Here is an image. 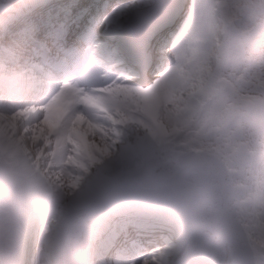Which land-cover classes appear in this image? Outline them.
Segmentation results:
<instances>
[{
	"label": "snow or ice",
	"instance_id": "obj_1",
	"mask_svg": "<svg viewBox=\"0 0 264 264\" xmlns=\"http://www.w3.org/2000/svg\"><path fill=\"white\" fill-rule=\"evenodd\" d=\"M0 264H264V0H0Z\"/></svg>",
	"mask_w": 264,
	"mask_h": 264
},
{
	"label": "clouds",
	"instance_id": "obj_2",
	"mask_svg": "<svg viewBox=\"0 0 264 264\" xmlns=\"http://www.w3.org/2000/svg\"><path fill=\"white\" fill-rule=\"evenodd\" d=\"M15 2V0H13ZM38 103V97L32 92H14L7 89L0 90V117L4 119L12 118L19 121L17 132L28 143L31 150V132L26 127L28 114Z\"/></svg>",
	"mask_w": 264,
	"mask_h": 264
}]
</instances>
